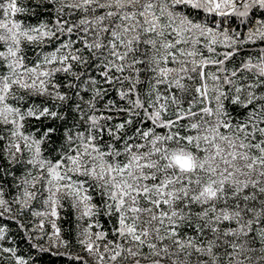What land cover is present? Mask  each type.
I'll return each mask as SVG.
<instances>
[{
  "label": "snow or ice",
  "instance_id": "1",
  "mask_svg": "<svg viewBox=\"0 0 264 264\" xmlns=\"http://www.w3.org/2000/svg\"><path fill=\"white\" fill-rule=\"evenodd\" d=\"M45 257L264 264V0H0V264Z\"/></svg>",
  "mask_w": 264,
  "mask_h": 264
},
{
  "label": "trees",
  "instance_id": "2",
  "mask_svg": "<svg viewBox=\"0 0 264 264\" xmlns=\"http://www.w3.org/2000/svg\"><path fill=\"white\" fill-rule=\"evenodd\" d=\"M63 227H64L65 231H67V229L69 227V223L67 221L64 222ZM12 228H13V232L10 233V235L18 242L20 249L23 250L24 252H27L28 249H27L25 242L23 240H21L19 235H17L15 232V225H12ZM5 246H7V245H5ZM49 260H50V258L45 257L44 258V264H49ZM4 264H8V262L5 261ZM56 264H61V262L57 261Z\"/></svg>",
  "mask_w": 264,
  "mask_h": 264
}]
</instances>
